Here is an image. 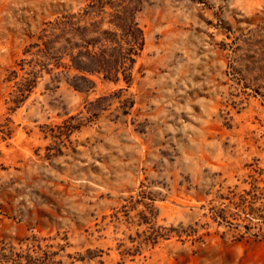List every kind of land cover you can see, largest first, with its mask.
Returning <instances> with one entry per match:
<instances>
[{
  "label": "rangeland",
  "instance_id": "374dc122",
  "mask_svg": "<svg viewBox=\"0 0 264 264\" xmlns=\"http://www.w3.org/2000/svg\"><path fill=\"white\" fill-rule=\"evenodd\" d=\"M0 264H264V0H0Z\"/></svg>",
  "mask_w": 264,
  "mask_h": 264
}]
</instances>
